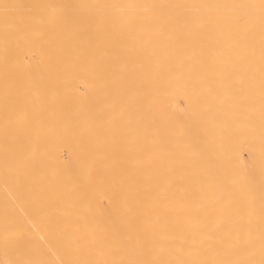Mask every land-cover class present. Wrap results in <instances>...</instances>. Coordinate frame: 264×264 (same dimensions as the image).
Instances as JSON below:
<instances>
[{"label": "bare ground", "instance_id": "bare-ground-1", "mask_svg": "<svg viewBox=\"0 0 264 264\" xmlns=\"http://www.w3.org/2000/svg\"><path fill=\"white\" fill-rule=\"evenodd\" d=\"M0 264H264V0H0Z\"/></svg>", "mask_w": 264, "mask_h": 264}]
</instances>
